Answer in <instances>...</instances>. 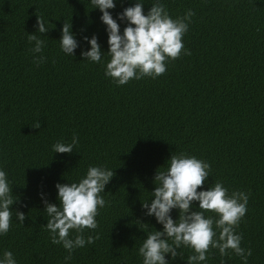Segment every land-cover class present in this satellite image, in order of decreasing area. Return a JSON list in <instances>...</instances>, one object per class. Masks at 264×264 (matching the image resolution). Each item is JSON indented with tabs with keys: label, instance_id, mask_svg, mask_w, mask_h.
<instances>
[{
	"label": "trees",
	"instance_id": "obj_1",
	"mask_svg": "<svg viewBox=\"0 0 264 264\" xmlns=\"http://www.w3.org/2000/svg\"><path fill=\"white\" fill-rule=\"evenodd\" d=\"M135 2L116 0L109 11L116 18ZM144 2L147 14L152 0ZM162 2L173 19L194 12L182 38L190 54L182 50L167 61L156 79L117 86L104 75V63L80 55L88 47L84 35L95 34L108 51L102 13L89 0H0V168L17 198L0 255L11 251L17 264H142L137 250L146 232L162 229L144 215L142 201L171 155L185 153L210 164L205 189L218 181L229 194H249L235 231L241 247L251 249L247 264H264V0ZM37 15L47 22L45 34L36 31ZM65 21L80 41L74 57L59 48ZM120 26L123 32L126 25ZM28 33L46 43L39 66ZM37 121L40 128L32 127ZM74 134L79 143L72 153L52 152L54 143H71ZM89 166H106L114 176L101 193L106 206L98 209L97 228L83 233L94 242L66 260L68 252L51 243L44 226L40 193L59 205L55 185L77 182ZM15 210L25 214L24 223ZM171 214L178 217L177 210ZM222 260L243 264L231 250L221 257L211 247L203 264ZM172 264L187 262L177 257Z\"/></svg>",
	"mask_w": 264,
	"mask_h": 264
},
{
	"label": "clouds",
	"instance_id": "obj_2",
	"mask_svg": "<svg viewBox=\"0 0 264 264\" xmlns=\"http://www.w3.org/2000/svg\"><path fill=\"white\" fill-rule=\"evenodd\" d=\"M89 3L92 9H99L102 13L100 20L106 26L108 51L102 52L95 34L91 37L84 35L82 40L88 47L81 49L80 55L90 63H104V75L117 86L133 79H156L165 73L167 61L177 59L182 50L184 55L190 54L182 38L194 15L191 9L182 17L173 19L162 0H152L147 14L144 0H136L114 18L109 10L115 9L116 0H89ZM46 23L37 15V33L45 34L49 30ZM121 23L126 25L123 32ZM72 28V23L65 21L59 48L64 55L74 57L80 41ZM27 39L32 45L33 63L39 66L46 61L43 55L46 43L37 34L28 33ZM105 55L108 57L106 62L102 60ZM32 127L40 128V122H35ZM78 143L74 134L71 143L56 142L51 149L53 153H72ZM165 165L154 176L155 188L149 192V200L141 204L144 215L154 217L162 226L160 230L155 228V231L146 232V238L137 250L142 264H172L177 257L186 260L187 264H203L210 247L218 249L221 257L227 256L231 250L243 264H247L251 249L241 247L242 236L235 229L246 214L249 194L243 191L229 194L218 181L205 189L203 186L211 173V166L196 156L172 154ZM113 176L111 168L89 166L77 182L57 183L59 205L49 202L46 195L40 193L47 219L44 226L51 243L61 245L68 252L66 260L71 258L75 249L94 242L91 235L85 239L83 233L85 229L97 228L98 209L106 206L101 193L105 192ZM16 201L12 183L6 171L0 168V236L6 235L10 229L11 206ZM173 210L178 212L176 219L171 214ZM14 212L16 219L24 223L25 214L19 210ZM206 212L214 213L215 217L206 216ZM181 248L191 249L193 254L182 257L178 251ZM0 264H17V260L11 251H4L0 255ZM221 264H224L223 260Z\"/></svg>",
	"mask_w": 264,
	"mask_h": 264
}]
</instances>
